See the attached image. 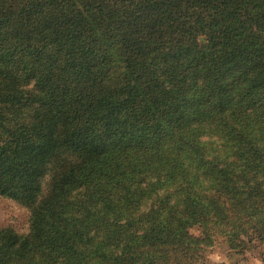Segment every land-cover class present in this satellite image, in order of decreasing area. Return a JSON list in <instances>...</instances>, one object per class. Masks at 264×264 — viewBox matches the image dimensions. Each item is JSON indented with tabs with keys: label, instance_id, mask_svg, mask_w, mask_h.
Returning <instances> with one entry per match:
<instances>
[{
	"label": "trees",
	"instance_id": "obj_1",
	"mask_svg": "<svg viewBox=\"0 0 264 264\" xmlns=\"http://www.w3.org/2000/svg\"><path fill=\"white\" fill-rule=\"evenodd\" d=\"M0 198V264L264 245V0H0Z\"/></svg>",
	"mask_w": 264,
	"mask_h": 264
},
{
	"label": "rangeland",
	"instance_id": "obj_2",
	"mask_svg": "<svg viewBox=\"0 0 264 264\" xmlns=\"http://www.w3.org/2000/svg\"><path fill=\"white\" fill-rule=\"evenodd\" d=\"M27 213L20 207L0 198V226L15 227L19 231L27 229ZM190 232L199 236V226L190 228ZM206 264H264V245L255 244L251 249L236 253L222 237H217L214 248L206 255Z\"/></svg>",
	"mask_w": 264,
	"mask_h": 264
},
{
	"label": "water",
	"instance_id": "obj_3",
	"mask_svg": "<svg viewBox=\"0 0 264 264\" xmlns=\"http://www.w3.org/2000/svg\"><path fill=\"white\" fill-rule=\"evenodd\" d=\"M201 42L204 44V43H205V39H204V38H202V39H201Z\"/></svg>",
	"mask_w": 264,
	"mask_h": 264
}]
</instances>
